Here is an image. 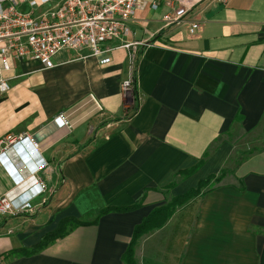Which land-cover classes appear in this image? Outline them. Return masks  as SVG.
Returning <instances> with one entry per match:
<instances>
[{"label": "crops", "instance_id": "obj_1", "mask_svg": "<svg viewBox=\"0 0 264 264\" xmlns=\"http://www.w3.org/2000/svg\"><path fill=\"white\" fill-rule=\"evenodd\" d=\"M61 1L19 8L40 16ZM167 11L148 3L131 21L129 40L146 42L135 72L117 40L104 44L115 47L108 63L87 49L59 52L52 68L13 61L11 89L0 96V138L36 139L51 167L40 173L50 190L37 194L14 148L0 157V195L40 206L4 218L0 264H126L136 226L211 175L222 179L139 239L136 262L264 264V148L227 169L233 148L223 138L234 126L248 133L264 123V0H205L170 27ZM193 21L200 27L191 34ZM131 77L136 91L127 99L122 84ZM63 111L72 131L58 119ZM200 160L188 177L178 174ZM67 217L87 223L35 254L5 257L39 243Z\"/></svg>", "mask_w": 264, "mask_h": 264}, {"label": "built area", "instance_id": "obj_2", "mask_svg": "<svg viewBox=\"0 0 264 264\" xmlns=\"http://www.w3.org/2000/svg\"><path fill=\"white\" fill-rule=\"evenodd\" d=\"M51 0H0V96L10 89V78L7 73L13 70V61L20 59H38L44 67L55 66L53 57L59 52L71 49L77 52L89 50L92 56L103 57L101 61L108 63L109 54L115 47H106L110 40H117V47L129 50L132 71L135 72L137 57L145 41L129 40L134 32L131 21L136 12L148 3L153 10L165 5L168 11L163 15L166 27L185 22L187 15L198 4L205 0H62L40 16L32 11L19 8L21 2H27L33 8L38 4ZM226 3L228 0H217ZM200 24L190 22L189 32L194 34ZM127 99L134 98L136 86L133 78L122 84ZM91 98L102 109L97 98ZM58 119L72 131L69 115L63 111ZM38 142L27 133L7 134L0 138V157L14 148L26 162L29 176L34 178L37 194L47 193L50 188L40 173L50 169V164L40 156ZM47 197L42 199L45 203ZM39 205L33 204L32 198L16 200L11 193L0 195V226L7 216L35 214ZM9 232H12L10 230Z\"/></svg>", "mask_w": 264, "mask_h": 264}, {"label": "trees", "instance_id": "obj_3", "mask_svg": "<svg viewBox=\"0 0 264 264\" xmlns=\"http://www.w3.org/2000/svg\"><path fill=\"white\" fill-rule=\"evenodd\" d=\"M202 162L203 161L200 160V162L195 167L189 170L181 171L178 174L183 177H188L199 167L200 164H202ZM221 179L222 178L220 176L216 177L215 175H211L208 178L201 180L195 188L188 190L186 193L173 197L172 200L167 204L154 209L152 213L143 220L142 223L136 226L130 245L123 255L125 263L138 264L134 258V249L139 239H141L145 234L163 226L164 223L169 219V217L176 211L178 206L184 205L192 198L203 195L206 192L205 189H212L214 183L219 182ZM137 207V204L127 207H108L103 209L100 214L106 213L111 210H132ZM96 220L94 222H96ZM86 223V221H82L75 217L64 218L60 221L58 227L54 231L45 234L39 243L29 247L13 249L9 253H7L5 257L9 259L16 256L35 254L55 242L57 239L66 236L74 227Z\"/></svg>", "mask_w": 264, "mask_h": 264}, {"label": "rangeland", "instance_id": "obj_4", "mask_svg": "<svg viewBox=\"0 0 264 264\" xmlns=\"http://www.w3.org/2000/svg\"><path fill=\"white\" fill-rule=\"evenodd\" d=\"M223 138L226 141L228 140L233 148L227 163V169H234L239 162L247 158L252 152L264 148V123L248 133L241 131L238 126H234Z\"/></svg>", "mask_w": 264, "mask_h": 264}]
</instances>
